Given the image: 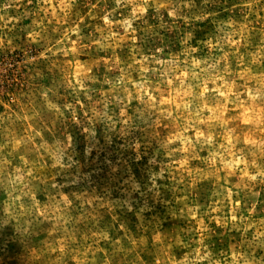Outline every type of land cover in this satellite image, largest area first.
<instances>
[{
  "label": "rangeland",
  "instance_id": "374dc122",
  "mask_svg": "<svg viewBox=\"0 0 264 264\" xmlns=\"http://www.w3.org/2000/svg\"><path fill=\"white\" fill-rule=\"evenodd\" d=\"M0 264H264V0H0Z\"/></svg>",
  "mask_w": 264,
  "mask_h": 264
}]
</instances>
